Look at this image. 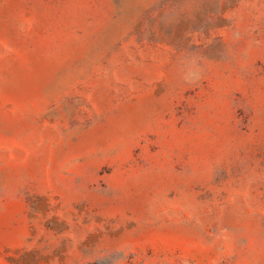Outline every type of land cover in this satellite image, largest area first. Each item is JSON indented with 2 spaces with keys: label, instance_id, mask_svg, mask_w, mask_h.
Returning <instances> with one entry per match:
<instances>
[{
  "label": "rangeland",
  "instance_id": "obj_1",
  "mask_svg": "<svg viewBox=\"0 0 264 264\" xmlns=\"http://www.w3.org/2000/svg\"><path fill=\"white\" fill-rule=\"evenodd\" d=\"M0 264H264V0H0Z\"/></svg>",
  "mask_w": 264,
  "mask_h": 264
}]
</instances>
